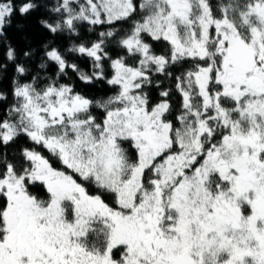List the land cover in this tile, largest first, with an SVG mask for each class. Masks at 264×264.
<instances>
[{"label":"snow or ice","instance_id":"snow-or-ice-1","mask_svg":"<svg viewBox=\"0 0 264 264\" xmlns=\"http://www.w3.org/2000/svg\"><path fill=\"white\" fill-rule=\"evenodd\" d=\"M40 11L70 46L10 41ZM0 49V264H264V0H0Z\"/></svg>","mask_w":264,"mask_h":264},{"label":"trees","instance_id":"trees-1","mask_svg":"<svg viewBox=\"0 0 264 264\" xmlns=\"http://www.w3.org/2000/svg\"><path fill=\"white\" fill-rule=\"evenodd\" d=\"M54 3L55 0H52ZM42 18H46V15L43 11L36 12L28 16L27 18L20 17L19 15H16L13 17V23L10 27L7 28V35L10 39V41L18 48V49H26L28 46L35 47L38 52L41 51L40 45L48 40L55 39L58 44L61 46H70V37L67 33H64L61 36L54 37L52 34L47 32L45 29L41 27L39 24V20ZM131 21L127 23H118L115 25L116 28H123L127 29L130 27ZM22 25V27H20ZM109 27V25H97V26H88L84 25L81 27V38L87 39V40H95L98 37V33L101 31H106ZM92 28L91 31L88 29ZM150 43L153 44V48L156 51L157 54H160L162 50H164L167 45L164 42H152L149 40ZM110 51H119L118 49H113V46H109ZM120 54H123L121 52ZM3 50L0 49V60H3ZM71 59H74L76 63L79 64L82 70L85 72H91V60L86 58H78L77 56H72ZM131 63V61H129ZM188 67H190V64H184L181 68L180 66H174L173 68H170L169 71L174 72V74H179L180 71L186 70ZM13 72L12 67H9V70L7 72V78L3 79L2 83H0V89H3L4 91L10 92V81L12 78ZM154 83L152 85H149L145 91L149 92L150 98L153 103H156L159 100V92L162 91L164 88H172V96L171 101L174 105V112L173 115H175V110L178 109L179 103H180V96L178 93H176L174 89V80L170 78H166L162 74H154L153 75ZM159 80L161 82V87H157L155 84V81ZM62 83H73L76 86V90L81 92L82 94L92 98V97H100V96H107L111 94L114 89H112L110 86L103 82H94L93 84L86 85L83 82H81L78 77L69 71V75L67 77H64L61 81ZM12 97L9 95V100H11ZM3 108L0 107V114H2ZM172 116H169V119H172ZM22 146L27 147H37L38 151H41L44 155L48 156L46 150H44L42 147L34 146L30 141H28L26 138L21 137L18 139V141L13 144L9 149V153H16ZM55 163V162H54ZM56 166H60L58 163H56ZM36 191V189H33ZM40 195H45L44 191L40 190Z\"/></svg>","mask_w":264,"mask_h":264}]
</instances>
